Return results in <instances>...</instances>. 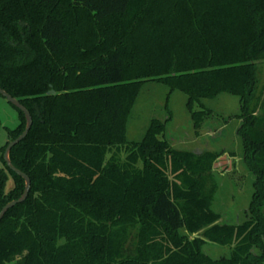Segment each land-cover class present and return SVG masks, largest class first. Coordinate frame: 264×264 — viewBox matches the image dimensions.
<instances>
[{
  "label": "trees",
  "instance_id": "trees-1",
  "mask_svg": "<svg viewBox=\"0 0 264 264\" xmlns=\"http://www.w3.org/2000/svg\"><path fill=\"white\" fill-rule=\"evenodd\" d=\"M259 64L264 0H0V87L33 120L10 152L31 187L0 221V264H264ZM150 82L187 96L196 137L212 115L203 100L227 93L243 103L239 134L255 176L243 223L219 224L212 210L215 154L175 149L158 119L127 141ZM13 108L0 211L25 188L3 160L27 121ZM205 241L231 247L230 257L212 259Z\"/></svg>",
  "mask_w": 264,
  "mask_h": 264
},
{
  "label": "rangeland",
  "instance_id": "rangeland-1",
  "mask_svg": "<svg viewBox=\"0 0 264 264\" xmlns=\"http://www.w3.org/2000/svg\"><path fill=\"white\" fill-rule=\"evenodd\" d=\"M259 89L264 84V64L258 65ZM212 115L206 119L199 138L195 136L187 96L170 92L159 83H145L130 113L127 124V141L140 142L151 121L166 122L165 137L178 150L195 155L211 152L217 156L212 171L205 179V190L213 199L212 210L219 214V224H240L250 214V204L255 192V176L244 161V149L240 138L243 103L237 96L222 93L214 99L202 101ZM199 110V105H195ZM0 146L8 141L7 129H15L19 123L17 111L0 96ZM211 133V134H210ZM211 135V136H210ZM202 153H197L201 152ZM219 164V165H218ZM10 182H7V189ZM190 239L200 238L192 234ZM204 252L212 259L229 258L231 247L205 241ZM259 251L256 249L255 253Z\"/></svg>",
  "mask_w": 264,
  "mask_h": 264
},
{
  "label": "water",
  "instance_id": "water-1",
  "mask_svg": "<svg viewBox=\"0 0 264 264\" xmlns=\"http://www.w3.org/2000/svg\"><path fill=\"white\" fill-rule=\"evenodd\" d=\"M49 94H55L54 91H50ZM0 95L5 98L7 100L8 103H10L13 107H15L16 109H18L19 111H21L25 117L26 121V126L24 131L22 132V134L10 141L4 151L3 154V160L5 162V164L7 165V167L14 172L16 175L20 176L24 181H25V188L24 191L22 193V195L20 196V198L10 201L8 202L0 211V221L2 220V218L4 217V215L10 210L13 209V207L17 206V204L23 203L27 197L28 194L30 192V187H31V180L30 178L26 175V173H23L22 171H20L19 169L17 170V168L12 164L11 159H10V152L11 149L13 147H15L18 143H20L29 133L31 127H32V116L30 114V112L21 104L19 103V101L12 97L10 94H8L5 90H3L0 87Z\"/></svg>",
  "mask_w": 264,
  "mask_h": 264
},
{
  "label": "crops",
  "instance_id": "crops-1",
  "mask_svg": "<svg viewBox=\"0 0 264 264\" xmlns=\"http://www.w3.org/2000/svg\"><path fill=\"white\" fill-rule=\"evenodd\" d=\"M211 134V133H210ZM211 136V135H210ZM197 138H199V137H197ZM197 153H202V151L201 152H197Z\"/></svg>",
  "mask_w": 264,
  "mask_h": 264
},
{
  "label": "flooded vegetation",
  "instance_id": "flooded-vegetation-1",
  "mask_svg": "<svg viewBox=\"0 0 264 264\" xmlns=\"http://www.w3.org/2000/svg\"><path fill=\"white\" fill-rule=\"evenodd\" d=\"M219 165V164H218Z\"/></svg>",
  "mask_w": 264,
  "mask_h": 264
}]
</instances>
